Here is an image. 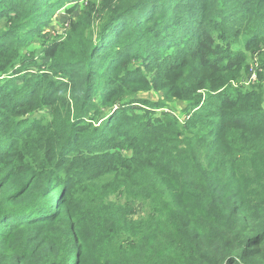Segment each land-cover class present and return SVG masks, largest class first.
Wrapping results in <instances>:
<instances>
[{
  "label": "trees",
  "instance_id": "obj_1",
  "mask_svg": "<svg viewBox=\"0 0 264 264\" xmlns=\"http://www.w3.org/2000/svg\"><path fill=\"white\" fill-rule=\"evenodd\" d=\"M46 1L4 0L6 14L0 12V19L8 27L4 34L18 36L10 43L3 42L4 34L0 32V58L5 61L7 53L14 58L12 63L3 61L0 77L11 71L20 79L26 75L24 90L14 83V98H9L11 82L0 86V166L13 169L20 164V168H26L24 163L30 158L36 164L34 169L44 168L47 173L43 174L44 185L33 195L36 202L22 213L12 211L11 206L29 198L26 192L30 184L26 181L20 190L14 189V195L6 184L0 186V241L22 232L32 242L33 231H40H30L27 226L61 215V202L52 208L46 206L52 191L46 178L60 183L55 172L65 164L63 153L76 149L84 138L93 153L79 160V168L87 172L90 180L97 178L102 168L104 175H113L111 184L118 182L126 191L120 193L121 205H100L99 215L94 218L97 229L88 247L98 264H264V93L260 91L259 96L247 90L233 98L222 90L225 75L246 64L245 54L264 47V0H198L194 27L183 21L190 15L187 3L179 11L176 0H99L107 21L93 37L88 53L94 77L89 79L85 69L72 70L70 66L60 72L70 75L65 77L68 81L64 83L70 87L62 99L67 109L63 135L59 132L62 126L58 111L48 126H40L37 131L35 126L28 128L26 120L14 116L33 103L35 109L47 104L55 107L52 99H59L55 97L59 85L54 80L45 82L39 96L29 97L34 88L31 79L36 76L38 81L42 76L26 68L34 62L30 59L34 55L23 57L15 49L24 42L27 46L33 35H41L37 28L44 25L45 17L55 13L48 11ZM165 1L172 4L167 15ZM87 23L85 16L79 18L71 25L68 43L48 45L42 51L45 57L56 60L60 48L64 52L68 46L79 47L83 33L90 28ZM191 28L199 34L188 39ZM118 35L132 37L135 45L139 35L148 42L142 48L144 64L135 72L137 75L127 72L137 56L129 57L125 50L119 52L117 45L108 50L117 43ZM14 42L16 45L10 46ZM156 46L165 50L157 55L158 59H151L148 55ZM108 51L109 58L120 68L111 77L106 72L100 74V67L93 65L99 58H106ZM19 61L23 69L12 70ZM103 63L97 64L102 67ZM152 72H156L157 88L170 95L166 97L168 101L177 99L190 104L191 116L184 126L166 112L156 114L146 99L137 95L126 98L125 87L150 84L148 75ZM95 83H99L97 88ZM102 84L106 90L94 96ZM102 108L108 109V118L103 116ZM9 109L13 113H6ZM86 117L94 122L101 120V124L92 125L85 121ZM138 127L141 134L135 132ZM116 133L131 136L133 156L121 153V145L113 135ZM32 141L31 151L15 150ZM56 148L60 151L59 161L54 157ZM117 157L123 161H117ZM109 188V184L96 187L97 191L92 192L95 204L110 194ZM137 204L146 205L145 209L155 216L149 225L129 217ZM29 214L34 216L26 219ZM162 218L170 220L166 234H160L158 229ZM70 234L66 222L55 233H41L29 255L26 248L22 253L19 248L6 253L0 247V264H59L61 239L69 241ZM74 252H67L75 255L70 264H80L82 252Z\"/></svg>",
  "mask_w": 264,
  "mask_h": 264
},
{
  "label": "rangeland",
  "instance_id": "obj_2",
  "mask_svg": "<svg viewBox=\"0 0 264 264\" xmlns=\"http://www.w3.org/2000/svg\"><path fill=\"white\" fill-rule=\"evenodd\" d=\"M65 1L66 0H63L62 2ZM208 1L211 2L213 0ZM3 2L4 0H0V12L1 14H6L4 7H2L4 6ZM62 2L61 0H47L45 2L48 11L51 10V13H55L51 17H45L47 19L44 25L37 28L38 31H41V35L37 37L33 35V37L28 38V45L24 46V42L20 44L22 45L21 48L18 44L16 45L15 42L10 45H16L15 49L19 50L20 55H22L23 57L34 55L30 58L34 59V62L32 64L26 65V68L29 67L33 69V71L37 72L38 75L42 76L37 81L36 76L32 78V76L28 74L29 77L32 78V83H34V88L29 92V97L35 98L39 96L42 90L45 88L44 84L47 80H54L56 81V85H59L57 94L55 95V97L59 96V99H52L56 104L55 107L47 104L40 106L38 109H35L36 105L35 103H33L27 108L20 109V113L14 116H16V118L18 119L22 118V120H26L24 122L26 123L27 127L31 128L35 126V131H37L40 126H48L53 121L54 116L58 111L57 116L59 117V122L61 121L60 126H62L59 128V132L61 135L64 134L63 121L67 117V109L62 106L65 105V103H62V99L65 97L66 90L68 92L70 87L69 85L66 86L64 82L68 81L66 78H69L70 75H62L60 72L63 73L64 70L67 69V66H70L72 70L78 68L85 69L87 76L89 75V79L94 77L92 74H90V68L88 66V53L92 50V42L95 41L93 37H95V35L103 29L107 21V19H105V11L100 6L99 0H69L66 5H63ZM176 2L180 3L179 7L181 9H179V11H181L183 7H185V3H187V9L189 10L190 15H187V18H185L183 21L189 22L190 25L194 27V20L198 18L196 14H198L197 11L200 8V2L198 0H176ZM164 4L166 7V12L164 11V13L167 15L172 8V4L168 1H165ZM218 6H221L220 2L218 3ZM201 9L204 10L205 7L204 9ZM206 9H210V7ZM2 10L4 12H2ZM89 15H91V20L89 18ZM82 16H85V18L88 19L90 28L83 33L82 42L79 47L75 45L68 46L64 52V49L60 48L59 55L55 57L56 60L53 58L45 57L42 51L46 49L48 45H51L52 43H68L67 37L71 32V25L77 22L78 19ZM7 29V25H5L4 21L0 19V32L4 34L5 32H7ZM198 34L199 32L196 29L194 30L193 28H191L187 37L188 39H191L193 38V36L197 37ZM144 35L146 36L147 34L144 32ZM121 36L122 35L117 36V43H112L108 50H112L117 45L119 52L125 50L129 57L137 56L138 58L132 62L131 67L127 71L129 73H135L144 64V60L141 57V54H144L142 48L146 47L148 45V42L144 41L139 35L136 36L138 45H135L134 41H132V37L129 36L127 38H121ZM17 37V35L13 34H10V37H8L7 34H4L2 36L3 42L16 40ZM128 41L132 42L130 43ZM163 50L165 49L156 46L148 56L151 59H158L157 55L159 54L161 56L163 54ZM109 53L110 51L105 54L106 58H104L103 60L101 58L98 59L99 62H104V66H99L97 64L98 61H94L93 65L94 68L100 67V74L106 72L108 77H111L113 74L120 72V68L118 67V65L115 66L114 59L109 58ZM7 54L8 56L10 55L9 53ZM7 57H5V61L3 60V58H0V69L2 68L3 61L4 63H6L9 60L12 63V60L14 58H11L10 56L9 58ZM245 57L246 64L244 66L238 67L233 72L227 73L225 75L226 84L222 89L224 90L223 93H225L226 91V93H229L233 98L236 97L238 93L241 94L247 92V90L254 91L253 94L255 93L259 96L260 91L264 93V47L255 52H249V54H245ZM66 62H68V65H66ZM77 62L81 64L77 65ZM21 63L22 61L17 62L16 66L12 70H22L23 68L21 67ZM122 72L123 71H121V73ZM155 74L156 72H152L148 75L150 79V84L148 85H141V83H138L136 85L125 87V89L128 90V97L126 98L132 99V97L137 95L140 97V99H146L148 103L150 102V105H152L150 108L156 110V114L166 112L172 117L176 118L180 126H184L185 122L189 120L188 118L191 116L190 104L188 102L178 101L177 99L168 101L167 98H170V95L168 94L167 96L164 90L157 88V81L154 82V78L156 76ZM135 75L137 74L135 73ZM14 77H16V79H11ZM25 77L26 75L23 74L21 76L22 79H20L19 77L17 78V76H14L13 71H11L7 75L0 77V86H3L5 82H11V91H9L11 92V95H9V98H14L13 95L17 91V87L15 86V84L20 85L21 87L18 88L24 90L26 84L24 82ZM94 86L97 88L99 86V83H95ZM97 90L98 91H95L93 95L101 96L103 94L102 92L106 90L105 84H102L101 89ZM27 94L28 93H26L25 95ZM114 108H116V106ZM102 109H105L103 116H106L108 114V109ZM6 113L13 112H10L9 109V111H6ZM93 116H95V114ZM105 118H108V116H106ZM85 121L95 126H99L101 124V120L99 122H94L90 117H86ZM139 127L135 132L141 134ZM194 132L196 133L197 131ZM117 134L118 133L113 135L116 136L117 144L121 145V148H119L121 153L124 156H133V147H131L130 145L133 142L131 136L121 137ZM180 139L184 140L186 138L182 137ZM211 140L214 142L216 141V139L213 137H211ZM28 146L17 147L15 148V150L25 151L28 148L27 151H31L33 141ZM91 153H93V150L88 148L84 138H82L80 142L76 144V149H72L63 153V156L65 157V164L64 166H62V168L58 169L57 173L55 172V174H58L57 176H59L61 180L60 183H57L56 181H54V179L46 178V182H48V186H50L52 190L51 193L47 195V200L49 203L46 206L52 208L56 204L61 202V206L58 209L61 215L58 218H50V221H43L44 218L42 220H37L33 227L27 226L26 228L30 231L31 228L38 229L40 231H33L34 235H32V237H34V240L32 242H28L27 234L22 232L16 233L5 239L1 237L3 240L0 241V247L4 249L6 253H13L17 250V248H19L20 253H22V251L26 248V254L29 255L34 250V247L36 246L41 233L42 235L55 233L59 230L62 224L66 222L69 224V230H71V239L67 242L61 239L62 251L60 253V258H58L59 264H70L74 260L75 255H67V252L75 253L74 251L76 250L82 252L80 257V264H98L96 256L90 251V247H88L91 237L92 235H94L95 230L97 229L94 218L99 215L100 205L101 208H105L107 205H121V202H123V196H120V193L121 191L126 193V191L124 186L120 185L118 182L111 184L114 178L113 175H104V173H102V168L97 172V178L93 180L87 178V172L79 168V160L84 161L92 157ZM54 157L55 159H57V161L60 160V151L57 148ZM55 159L53 160V163H55ZM26 160L29 161L24 163L26 168H20V164H18L16 168L13 169L0 166V186L6 184L8 188L11 189L12 195L15 194V192L13 193L12 191L14 189L18 190L19 188H21L22 184H24L26 181L30 184L26 192V195H28L29 198L27 199L26 197H24L16 204H13L11 206V209H13L12 211H18L20 213L26 211L28 206H32V204L36 202L33 200V195L36 194V192L42 185H44L45 176L43 174H47L44 168L34 169L36 164L31 162L30 158H27ZM116 160L123 161V158L117 157ZM48 168L53 171L52 167ZM169 175L172 177H177V175L172 172H169ZM57 184H60L62 187H59ZM108 184L110 185V194L105 196L104 198H101V203L95 204V202L93 201L92 192L97 191L96 187L105 186ZM56 196H59L57 200ZM145 206L146 205L144 204H137L135 210L129 217L135 222H143L144 224L149 225V221H151V219L155 216L153 215L152 211L146 210ZM160 206L161 205H158L156 206V208L159 209ZM108 207L111 208L110 206ZM32 216L34 215L29 214L26 219H29ZM169 222L170 220L168 219H160V226L158 228L159 232H161L160 234L167 233ZM58 236L59 234L56 235V237Z\"/></svg>",
  "mask_w": 264,
  "mask_h": 264
}]
</instances>
